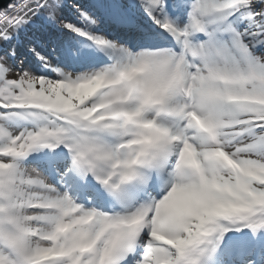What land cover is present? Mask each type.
<instances>
[{
	"label": "snow or ice",
	"instance_id": "1",
	"mask_svg": "<svg viewBox=\"0 0 264 264\" xmlns=\"http://www.w3.org/2000/svg\"><path fill=\"white\" fill-rule=\"evenodd\" d=\"M0 264H264V0L0 9Z\"/></svg>",
	"mask_w": 264,
	"mask_h": 264
},
{
	"label": "water",
	"instance_id": "2",
	"mask_svg": "<svg viewBox=\"0 0 264 264\" xmlns=\"http://www.w3.org/2000/svg\"><path fill=\"white\" fill-rule=\"evenodd\" d=\"M14 0H0V9L7 7Z\"/></svg>",
	"mask_w": 264,
	"mask_h": 264
},
{
	"label": "rangeland",
	"instance_id": "3",
	"mask_svg": "<svg viewBox=\"0 0 264 264\" xmlns=\"http://www.w3.org/2000/svg\"><path fill=\"white\" fill-rule=\"evenodd\" d=\"M16 2H17V0L12 1L7 7H4V8H2V9H7V8H9V6H10L11 4H14V3H16ZM21 40H22L24 43H26L25 34H22V35H21ZM13 43H15V42H13Z\"/></svg>",
	"mask_w": 264,
	"mask_h": 264
},
{
	"label": "trees",
	"instance_id": "4",
	"mask_svg": "<svg viewBox=\"0 0 264 264\" xmlns=\"http://www.w3.org/2000/svg\"><path fill=\"white\" fill-rule=\"evenodd\" d=\"M11 5H12V4H11ZM11 5H10V6H11ZM10 6H9V7H10Z\"/></svg>",
	"mask_w": 264,
	"mask_h": 264
}]
</instances>
